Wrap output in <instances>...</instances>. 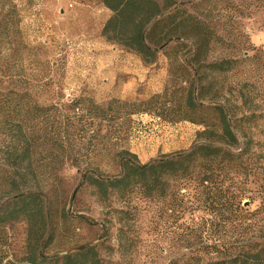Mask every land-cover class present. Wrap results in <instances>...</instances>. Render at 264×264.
Listing matches in <instances>:
<instances>
[{"label": "rangeland", "instance_id": "obj_1", "mask_svg": "<svg viewBox=\"0 0 264 264\" xmlns=\"http://www.w3.org/2000/svg\"><path fill=\"white\" fill-rule=\"evenodd\" d=\"M156 1L173 4L163 15L179 9L199 17L219 39L198 54L196 38L179 29L162 44L147 42L156 55L145 61L102 33L112 15L102 0H0V91L27 92L39 105L81 97L103 107L143 102L146 109L118 107L112 124L71 129L56 163L34 157L36 174L21 190L41 197L44 219L0 223V264H23L28 243L45 259L93 246L103 264H204L264 245V0ZM224 58L238 60L231 72L205 69ZM217 102L255 115L236 128L240 145H250L247 172L224 175L217 167L214 182L202 186L196 173L164 178L159 197L136 188L103 199L89 184L88 177L118 178L122 160L145 166L217 145L215 130L204 126L212 121L206 108ZM201 117L205 124L192 120ZM15 144L0 126V209L13 196L3 151ZM213 187L247 213L216 215L202 193Z\"/></svg>", "mask_w": 264, "mask_h": 264}, {"label": "trees", "instance_id": "obj_2", "mask_svg": "<svg viewBox=\"0 0 264 264\" xmlns=\"http://www.w3.org/2000/svg\"><path fill=\"white\" fill-rule=\"evenodd\" d=\"M102 2L112 11V15L103 25L102 33L122 47L139 54L145 61H153L156 55L155 50L146 45L147 42L155 46L162 44L179 29L188 37L196 38L198 54L206 53L207 45L219 39L204 21L185 10L174 9L163 15L162 9H171L173 7L171 3L159 6L156 0H102ZM167 20L169 22H166ZM236 63L237 59L224 58L206 63L204 67L209 73L226 74L235 68ZM250 88L251 86L245 85L246 91H253ZM142 105L143 102H112L103 107L81 97L59 105H39L27 92L13 89L0 91V126L16 140L14 146L3 151L4 164L11 167L6 180L13 196L0 209V223L20 219L33 225L44 219L41 197L33 191L21 190L22 186L27 185L28 177H34L36 174L34 164L37 160L35 161L34 157L40 155L42 160H47L46 164L56 163L58 154L55 151L66 153L65 146L68 144L71 129H77L84 124H96L98 128L112 124L119 115L118 107L133 108L131 112L137 113L146 110ZM190 105L192 106V103ZM192 108L196 109V106ZM206 109L210 112L209 120L212 121L208 126H204L215 130L217 145L200 144L174 159L145 166H137L122 160L123 173L118 178L103 180L88 177L89 184L103 199L110 191L123 195L136 188L146 197H159L165 191L164 178L184 181L196 173L199 174L196 177L202 186L205 182H214L213 177L220 174L216 173L217 167L224 175L247 172L249 166L245 163V158L249 155L250 145L247 142L240 145L237 129L246 122H254L255 115L249 117L237 115L218 102ZM192 120L198 124H205L208 119L201 117ZM262 174V183L259 186L264 201V170ZM204 189H206L202 191L204 199L216 215L226 214L227 217L233 216L234 219L235 215L246 212L240 209L239 203H234L230 196L221 195L222 187ZM28 244L30 248L23 264H103L93 246L61 257L45 259L33 248V244ZM213 249L215 252L220 251L216 245ZM228 255L230 256L204 264H264V245Z\"/></svg>", "mask_w": 264, "mask_h": 264}]
</instances>
